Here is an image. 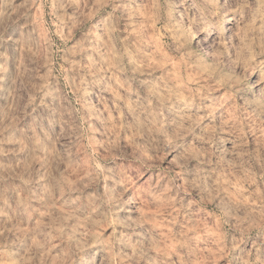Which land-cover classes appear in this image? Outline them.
Wrapping results in <instances>:
<instances>
[{"label":"clouds","instance_id":"9594fccd","mask_svg":"<svg viewBox=\"0 0 264 264\" xmlns=\"http://www.w3.org/2000/svg\"><path fill=\"white\" fill-rule=\"evenodd\" d=\"M0 264H264V0H0Z\"/></svg>","mask_w":264,"mask_h":264}]
</instances>
